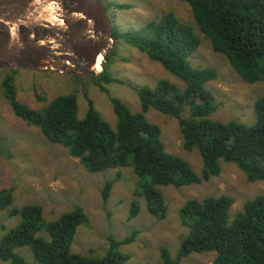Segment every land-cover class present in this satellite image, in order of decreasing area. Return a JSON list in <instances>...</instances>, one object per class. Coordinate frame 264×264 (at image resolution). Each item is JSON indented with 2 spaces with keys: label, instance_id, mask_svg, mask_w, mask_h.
<instances>
[{
  "label": "trees",
  "instance_id": "16d2710c",
  "mask_svg": "<svg viewBox=\"0 0 264 264\" xmlns=\"http://www.w3.org/2000/svg\"><path fill=\"white\" fill-rule=\"evenodd\" d=\"M187 3L199 31L210 39L212 49L224 55L230 66L247 83L264 82V0H182ZM105 4V3H104ZM106 9L109 5L105 4ZM117 10L130 5L114 4ZM114 42H123L148 55L183 85L168 80L138 91L141 112L132 113L113 99L116 127L104 120L90 104L83 119L73 96L56 97L45 109L36 110L18 101L14 71L2 82L4 98L14 115L28 126L37 127L50 142L67 149L89 173L109 169H131L137 178L135 194L143 198L148 213L164 220L168 206L161 187L201 184L222 172L221 161L233 163L248 182L264 181V97L255 103L252 125L232 120L220 122L212 116L218 109L207 84L218 78L214 68H195L190 58L200 48L201 38L194 26L182 22L172 12L134 31L113 27ZM116 51L106 56L111 58ZM105 71L94 80L110 82ZM149 109L177 119L186 151L197 149L203 169L198 174L191 164L166 151L160 128L146 118ZM188 112V116L184 114ZM113 183L108 182L103 199L108 200ZM11 191H0V211L20 217V223L0 240V261L27 264L15 250L29 247L37 264H125L129 257L118 246L133 241L110 238L109 250L101 258L73 253L71 245L77 229L89 222L83 208L62 214L46 223L40 206L14 208ZM235 200L227 195L188 200L181 208L183 224L189 229L175 258L161 249L163 264H181L191 254L213 252V264H264V194L247 201L230 221ZM140 205L132 202L129 219L138 216ZM45 230L49 240L38 236Z\"/></svg>",
  "mask_w": 264,
  "mask_h": 264
},
{
  "label": "rangeland",
  "instance_id": "374dc122",
  "mask_svg": "<svg viewBox=\"0 0 264 264\" xmlns=\"http://www.w3.org/2000/svg\"><path fill=\"white\" fill-rule=\"evenodd\" d=\"M109 5L108 14L113 26L122 32L134 31L172 12L182 22L194 26L201 38L200 48L190 58L195 68H214L218 78L207 84L214 94L218 109L214 120H232L252 125L255 122V103L264 97V82L247 83L230 66L227 58L212 49L210 39L199 31L190 6L182 0H103ZM104 4V5H105ZM114 4L130 5L117 10ZM133 8V9H132ZM115 20V21H114ZM113 56L106 60L112 51ZM100 72L82 75L62 74L37 69H0V191L13 195V207L37 205L42 208L46 223L57 220L62 214L83 208L89 222L80 226L71 245L73 253L85 257L101 258L110 246V238L122 241L134 234L129 244L117 250L127 255L125 264H163L161 249L166 248L172 258L187 236L189 229L183 224L181 208L188 200L227 195L235 200L230 210V221L243 210L245 203L264 194V181L248 182L236 164L221 161L222 172L201 184L184 187H161L168 206L164 220L148 213L145 200L135 194L137 178L131 169H109L102 173H89L79 159L69 155L66 148L50 142L37 127L28 126L17 118L4 98L2 82L14 71L17 97L33 109H45L56 97L73 96L78 104V116L83 119L92 104L94 110L112 127L117 117L112 100L127 106L132 113L141 112L138 91L143 86L157 85L168 80L183 88L182 83L160 64L152 62L147 54L123 43L112 42ZM107 70L110 82H98L95 76ZM78 66V65H77ZM147 120L161 130V141L170 154L188 161L200 174L202 158L197 149L186 151L177 119L149 109ZM188 116V112L184 114ZM108 182L113 183L108 200L103 191ZM137 201L140 211L129 219L132 202ZM21 221L10 216V210L0 211V240ZM49 240L43 230L38 234ZM15 252L27 264H37L29 247ZM216 254L204 252L191 254L181 264H213ZM0 264H10L1 262Z\"/></svg>",
  "mask_w": 264,
  "mask_h": 264
},
{
  "label": "water",
  "instance_id": "95a60500",
  "mask_svg": "<svg viewBox=\"0 0 264 264\" xmlns=\"http://www.w3.org/2000/svg\"><path fill=\"white\" fill-rule=\"evenodd\" d=\"M113 27L103 0H0V69L98 73Z\"/></svg>",
  "mask_w": 264,
  "mask_h": 264
},
{
  "label": "bare ground",
  "instance_id": "6f19581e",
  "mask_svg": "<svg viewBox=\"0 0 264 264\" xmlns=\"http://www.w3.org/2000/svg\"><path fill=\"white\" fill-rule=\"evenodd\" d=\"M132 9H133V8H132ZM114 21H115V20H114ZM97 60H98V61H97V64H96L95 69H96L97 71L100 72V70H101V68H102L103 56H100Z\"/></svg>",
  "mask_w": 264,
  "mask_h": 264
}]
</instances>
